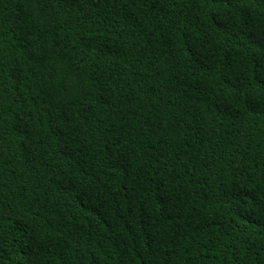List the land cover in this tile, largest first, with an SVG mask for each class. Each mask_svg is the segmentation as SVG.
<instances>
[{"label": "trees", "instance_id": "16d2710c", "mask_svg": "<svg viewBox=\"0 0 264 264\" xmlns=\"http://www.w3.org/2000/svg\"><path fill=\"white\" fill-rule=\"evenodd\" d=\"M0 264H264V0H0Z\"/></svg>", "mask_w": 264, "mask_h": 264}]
</instances>
